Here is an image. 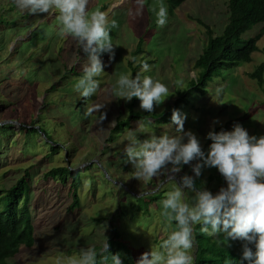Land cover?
<instances>
[{"label":"rangeland","instance_id":"rangeland-1","mask_svg":"<svg viewBox=\"0 0 264 264\" xmlns=\"http://www.w3.org/2000/svg\"><path fill=\"white\" fill-rule=\"evenodd\" d=\"M160 2L143 0L141 6L138 0H89V11L99 8L109 22L116 21L110 33L116 47L112 60L102 54L104 69L95 77L99 87L84 98L74 85L87 57L75 39L57 34L58 13L32 15L16 0H0V190L15 184L30 168L22 205L27 203L35 237L31 249L20 250L7 264H72L89 247L99 253L97 264H113L111 256L117 253L122 264H137L143 253L162 250L175 222L169 226L161 216V201L182 176L195 175L192 165L198 161L169 173L173 179L164 173L138 180L133 165L125 163L124 148L130 137L142 141L178 135L172 114L166 123L159 119L176 101L177 92L197 77L193 64L206 41L198 20L220 34L227 22V0H186L172 13L163 0L167 8L163 27L157 26L153 11ZM260 27L242 38L254 36ZM140 39V51L134 54ZM257 46L251 62L213 78L204 95L192 94L176 108L186 116L184 131L193 132L205 152L211 144L207 133L218 128L231 131L238 123L249 135H264V84L258 88L247 77L264 61V35ZM144 62L150 71H142ZM121 73L151 76L169 88L170 96L152 113L140 109L135 98L138 114H129L131 101L113 91ZM87 106L94 108L90 116L84 115ZM134 115L137 118L126 122ZM120 121L124 126L113 132ZM54 167L79 174L65 182L43 178ZM226 186L214 167H205L196 178V187L213 195ZM74 189L78 203L71 206ZM193 195L185 190L183 200L191 204ZM201 226L193 225L192 257L200 244ZM106 239L109 252H103ZM194 260L195 256L192 264Z\"/></svg>","mask_w":264,"mask_h":264},{"label":"clouds","instance_id":"clouds-1","mask_svg":"<svg viewBox=\"0 0 264 264\" xmlns=\"http://www.w3.org/2000/svg\"><path fill=\"white\" fill-rule=\"evenodd\" d=\"M138 3L142 6L143 0ZM16 4L32 15L58 13L57 34L75 39L87 57L74 91L84 98L92 96L99 87L95 77L104 69L102 54L107 53L110 60L115 55L116 46L110 33L117 27L116 21L109 22L99 8L89 11V0H16ZM153 11L157 26L163 27L167 23L163 0L158 11ZM142 71H150L147 62L142 64ZM113 91L126 101L138 98L140 109L148 113L170 96L164 83L139 73L134 78L121 73ZM93 111V106H87L84 115L90 116ZM185 119L180 110L173 109L171 121L178 135H154L142 141L130 137L124 148L125 163L133 165V177L138 180L164 173L171 177L169 173H179L183 165L198 161L192 165L195 175L182 176L180 184L176 183L177 187L167 191L161 201V216L169 226L175 222V227L160 245L162 250L143 253L137 264H192L190 252L194 246L193 225L196 224L202 225L201 232L209 236L220 237L223 233L226 243L229 239L243 241V259L249 264H264V135H249L238 123L231 131H209L206 138L211 144L205 152L197 136L184 131ZM205 167L216 168L226 181L227 186L221 187L215 195L204 187H196V178ZM185 190L194 193L191 204L183 200ZM103 252H109L107 239ZM98 255L95 248L82 249L79 259L72 264H97ZM111 260L113 264H122L119 253L112 255Z\"/></svg>","mask_w":264,"mask_h":264},{"label":"trees","instance_id":"trees-1","mask_svg":"<svg viewBox=\"0 0 264 264\" xmlns=\"http://www.w3.org/2000/svg\"><path fill=\"white\" fill-rule=\"evenodd\" d=\"M185 1L165 0L171 13ZM226 5L227 22L220 34L213 33L208 26L198 20V23L204 28L206 41L201 43L200 53L193 64L194 69L198 71L197 77L186 83L185 90L177 92L176 101L160 117L159 121L166 123L170 119L168 117H170L169 114H172V110L176 109L180 103L188 102L190 95L193 94L192 97L198 93L204 95L205 88L213 78L220 77L225 71L233 70L242 63L251 62L252 54L259 50L257 42L264 35V0H227ZM258 25L261 27L257 34L246 39L242 38V35ZM140 47L141 39L137 43L134 54L140 51ZM262 50L264 51V46ZM247 77L254 80L258 88L262 89L264 61L247 74ZM134 105L135 98L128 105L129 114H138L134 112ZM133 117L137 118V115L128 117L126 122L134 120ZM124 124L125 122H117L112 128L113 132L119 131ZM24 130L29 131L26 128ZM220 130L222 128L214 131L219 132ZM29 169L24 170V174L17 179L15 184L6 190H0V209L3 206L0 211V264H7L6 261L14 258L20 250L31 249L34 245V226L30 211L27 203L22 205L27 191ZM78 174L79 170L54 167L44 173L43 178L65 182L68 177H77ZM71 198V206L78 203L76 189L73 190ZM220 237L224 239V234H221ZM198 241L200 244L197 245L193 264H249V261L243 259L242 256L243 241L229 239L227 243L226 241L222 243L214 236H205V233L202 232L198 236ZM250 247H253L254 250L253 245Z\"/></svg>","mask_w":264,"mask_h":264}]
</instances>
